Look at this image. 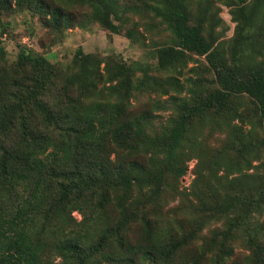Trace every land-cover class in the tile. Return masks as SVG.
<instances>
[{
    "label": "trees",
    "instance_id": "trees-1",
    "mask_svg": "<svg viewBox=\"0 0 264 264\" xmlns=\"http://www.w3.org/2000/svg\"><path fill=\"white\" fill-rule=\"evenodd\" d=\"M123 1L0 0V12L113 34L128 10L149 12L175 39L156 50L157 71L180 75L197 56L212 78L186 80L187 97L176 77L160 89L147 67L136 79V67L81 51L61 87L44 57L0 68V264H264V0H224L236 26L218 44L212 0ZM170 90L128 110L136 92Z\"/></svg>",
    "mask_w": 264,
    "mask_h": 264
},
{
    "label": "rangeland",
    "instance_id": "rangeland-1",
    "mask_svg": "<svg viewBox=\"0 0 264 264\" xmlns=\"http://www.w3.org/2000/svg\"><path fill=\"white\" fill-rule=\"evenodd\" d=\"M148 4L151 0H144ZM214 12L221 20L220 25L213 28L212 37L216 44L226 43L234 37L235 22L232 20L230 8L224 4V0H212ZM128 7L140 8L142 2L138 0H124L123 4ZM128 12L122 14L123 24L114 21L119 26L118 34H113L105 29L99 22H91L85 27H69L56 30L46 24L43 17L35 15L27 10H15L10 12H0V68L12 71L17 67L18 55L25 52L29 55L44 57L50 63L55 74H58L59 87L64 83V79H74L79 70V65L74 62L75 56L81 51L83 54H90L99 59H113L114 61L130 67H136L135 78L140 79L141 72L146 67L151 78L150 84L160 87V89H172L167 86V77H176L179 83L185 86L183 95L191 96L189 93V83L197 81L206 83L212 76L206 70L204 57L192 56L185 68L180 70V75L176 72H161L156 69V50L165 45H173L175 39L168 29L154 18L149 12ZM204 36L208 38L207 27ZM193 59V60H192ZM141 66V67H139ZM103 68V64L100 66ZM63 78L61 79V77ZM57 85V87H58ZM73 84V89H74ZM210 84H208L209 86ZM193 91V90H192ZM194 92V91H193ZM170 95H175L171 90L169 95L161 96L153 92L134 93L128 110L137 113L144 109H149L151 104L159 100L162 103L169 101ZM167 110H155L153 125L156 129L166 121L170 110V104L166 102ZM221 137V136H220ZM195 160L188 162L186 174L180 180L179 190L188 192L194 178L193 167ZM181 195L177 198L169 199L164 211L175 210L183 206ZM74 217L79 220L80 216L75 212ZM179 216V215H177ZM211 226V225H210ZM213 227V226H211ZM209 227L204 229L206 233Z\"/></svg>",
    "mask_w": 264,
    "mask_h": 264
}]
</instances>
